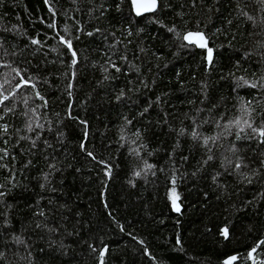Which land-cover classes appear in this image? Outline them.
<instances>
[{"label":"trees","instance_id":"16d2710c","mask_svg":"<svg viewBox=\"0 0 264 264\" xmlns=\"http://www.w3.org/2000/svg\"><path fill=\"white\" fill-rule=\"evenodd\" d=\"M189 31L208 37L214 65L182 39ZM60 36L72 39L75 66ZM0 45V81L19 69L37 85L12 88L14 111H0V264H101L105 247L103 264L232 255L253 264L247 254L264 240V143L237 140L236 128L215 145L202 138L239 118L242 104L264 120V87L237 79L264 80V0H160L143 17L130 0H0ZM35 91L47 106L25 116L43 103ZM253 169L248 183L242 173ZM255 256L264 261V245Z\"/></svg>","mask_w":264,"mask_h":264},{"label":"snow or ice","instance_id":"6c2138e0","mask_svg":"<svg viewBox=\"0 0 264 264\" xmlns=\"http://www.w3.org/2000/svg\"><path fill=\"white\" fill-rule=\"evenodd\" d=\"M160 0H131V4L133 7V10L135 12L136 16H143L145 13H152L155 12L159 6ZM49 28L55 29L56 25L49 24ZM65 31H69L67 28H65ZM169 31H174V29H169ZM91 35V33H89ZM182 39L184 41H187L189 44L198 46L201 49L205 50V61L208 66L214 65V48L209 46V39L203 32H187L185 35H183ZM31 43L34 45H40L42 44V41L38 39H32ZM59 43L64 45L71 53L72 60L71 65L75 66L78 63L77 60V52L73 48V43L71 38H66L64 36L59 37ZM2 47V45H0ZM113 67H116L115 64L112 65ZM117 71H119V68H116ZM13 72L15 73L14 76L9 77L8 75L4 76L3 81H0V111H4L7 113H11L14 111V105L9 106L6 102L12 100L13 98L17 97V91H11L12 88L20 89V88H31L33 90L36 89L37 85L36 82L33 80L31 76H28L25 78V72H22L19 69H13ZM74 75V73H73ZM16 77H19V80L13 84V80H15ZM238 81L243 82L244 85H247L251 88H257V87H264V80L261 82L256 83H249L248 81H245L243 77H238ZM69 89L71 88V84H69ZM10 93V94H9ZM70 94V93H69ZM34 96L36 98H39L43 103L41 105H36L34 107H30L27 112L24 113L25 116H28L29 112L35 114L40 107H46L47 101L45 98L40 94L39 91L34 92ZM32 99L31 96L22 97L21 101L25 106H28L29 100ZM251 102L248 104H242L241 105V113L242 115L239 118H236L234 120L227 121L223 126H221L219 123H216V127H222L223 131L220 133H217L213 136H207L203 137V144L207 147L210 143L212 145H215L216 142L223 136L225 133H231V130L233 128L238 129V131L235 133L236 139H251L253 137H258L260 143H264V120L260 122L259 125L256 124V121L252 117V108L250 106ZM2 118V117H0ZM223 119V117H221ZM81 123L86 125V121H81ZM130 123V121H129ZM33 121L29 120L28 124L26 125L29 131H34L35 129L32 126ZM36 128H43L44 125L40 124L39 122H36L35 124ZM3 132L7 133L8 126L7 124L2 126ZM244 134L243 136L241 134ZM251 133V135H249ZM191 136L195 140H200L201 136L197 131H192ZM39 138V137H37ZM20 139H29L28 137H20ZM36 141L33 140L32 144L35 146ZM46 143V142H45ZM50 146V145H49ZM83 148V144L81 145ZM209 151H211V148H209ZM235 151V149H233ZM8 155V152L4 148H0V160H3ZM89 156H92V153H88ZM213 157L211 155L208 156V160H212ZM207 163V161H205ZM261 164L264 165V160L261 161ZM228 165L230 167H234L235 169L239 170L242 168H247V165L243 164L241 161H236L233 163L231 160L228 161ZM0 167H6V165H0ZM54 167V165H53ZM155 166L152 164L146 163V171L153 169ZM258 170L253 169L251 170V175L248 173H242L244 176V179L248 181V183L252 182V177L257 175ZM107 175H110V169H108ZM154 174V173H153ZM135 175L139 176L140 172H136ZM172 183L175 184V179L172 180ZM0 187H3V185H0ZM5 195L4 192H0V197H3ZM171 199H172V205L176 212H180L181 208L180 205L177 203L179 201L180 196L179 193L176 191V189L173 187L171 189ZM40 215H43L41 212ZM221 234L225 237H229V230L227 227H224L221 230ZM17 243H24L19 237H14ZM264 245V240H260L257 242L256 245L252 247V249L248 252L247 258L251 259L253 261V264H264V261L257 262L255 253L257 252V249ZM107 252V248L105 247L102 250L101 253V264H103V253ZM2 255V253H0ZM240 259L238 255H232L228 258H226L223 261V264H235V262Z\"/></svg>","mask_w":264,"mask_h":264},{"label":"water","instance_id":"95a60500","mask_svg":"<svg viewBox=\"0 0 264 264\" xmlns=\"http://www.w3.org/2000/svg\"><path fill=\"white\" fill-rule=\"evenodd\" d=\"M131 1V0H130ZM159 7H160V3H159V6H158V8H157V10L155 11V12H152V13H145L143 16H147V15H152V14H155L158 10H159ZM132 9H133V7H132ZM133 12H134V10H133ZM134 15H135V12H134ZM136 16V15H135ZM143 16H139V17H143ZM136 17H138V16H136Z\"/></svg>","mask_w":264,"mask_h":264},{"label":"rangeland","instance_id":"374dc122","mask_svg":"<svg viewBox=\"0 0 264 264\" xmlns=\"http://www.w3.org/2000/svg\"><path fill=\"white\" fill-rule=\"evenodd\" d=\"M177 203H178V201H177Z\"/></svg>","mask_w":264,"mask_h":264}]
</instances>
